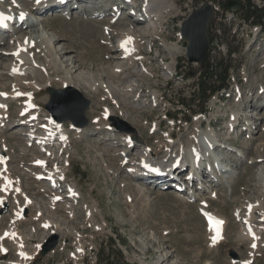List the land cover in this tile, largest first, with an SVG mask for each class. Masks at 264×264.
Here are the masks:
<instances>
[{"label":"rangeland","instance_id":"rangeland-1","mask_svg":"<svg viewBox=\"0 0 264 264\" xmlns=\"http://www.w3.org/2000/svg\"><path fill=\"white\" fill-rule=\"evenodd\" d=\"M15 1L13 4L19 8L28 7L27 0ZM173 1L178 8V15L161 24L163 33L160 36H142L144 33L138 31L144 23L119 19L120 24L111 23L115 32L109 36L113 34L116 38L113 41L110 37L111 43L108 46L102 44V41L100 43V39L103 40L100 25L109 26L110 17L100 19L90 12L64 16L61 12L49 11L50 14L46 12L43 15L44 20L35 22L34 27L45 35L56 60L62 64L59 70L51 75V84L47 86L61 88L59 77H67L81 91L79 92L90 100V107L85 113L88 119L87 128H82L86 130L80 132L84 137L79 139L77 134L70 130V146H67L62 154L48 157L50 164L63 166L66 181L76 186L79 198L74 200L73 206L66 205L67 199L72 202L69 198L50 204L48 197L43 193L48 196L59 193L44 191V184L41 185L33 179L31 173L37 172L38 169H33L31 162L35 157H43L44 152L30 146L24 139L19 140L23 138V133L17 131L21 134L19 138L15 137L13 131L15 133L16 129L0 128V147L4 152L2 158L6 159L8 168L7 173L5 171L3 174L9 175L12 182L24 188L25 195L34 198L36 202L35 206L26 208V215L23 216L26 220H18L14 227L18 237L24 238L26 251L33 253L29 264H104V258L108 254H111L113 264H142L140 261L151 264L162 260V264H239L246 260L250 264H264L263 234H260L255 248L248 239L238 241L236 237L238 232H242L239 220L245 217L248 205L251 203L256 206L259 201L264 207L263 106L257 110L249 108L240 112L241 121L230 136L225 125L233 107L241 111L247 95L253 93L254 97L256 94L260 96L256 91L260 86L264 87V31L257 25L244 21L240 15L223 10L215 13L209 33L211 45L205 64H215L220 58L227 59L231 74L230 88L226 93L214 95L204 103L196 87L197 74L203 68L197 63L185 61L187 42L177 37L181 21L185 18V6L191 8L201 0ZM254 2L259 5L263 3L262 0ZM6 5L10 6V3ZM125 28L138 32L134 35L138 37V43L142 47V54L141 49L138 54L141 60H134L133 67L119 73H128L130 78L138 79L136 88L130 92L131 96L128 98L123 92L126 80L111 73L118 60L108 58V47L117 45L121 36L117 32ZM173 42H179L183 46L182 54L177 57L175 64L171 56L162 49V45ZM228 50L233 53L228 54ZM160 58L165 61L162 67ZM8 60L9 57H5L1 62L8 64ZM140 63L144 65L146 72H141ZM167 65L170 69L166 68ZM12 81L11 78L2 77L1 91H10ZM89 83L99 87L96 93L89 90ZM101 83L109 86L116 98L102 96L104 92ZM236 83L240 87V93L235 89ZM67 85L73 86L69 83ZM154 92L158 94L157 101L148 98V95ZM182 97L192 103L190 109L178 106ZM24 99L20 98L19 104ZM115 99L119 104H115ZM128 99L139 101L133 103L134 106L142 108L141 111L128 107ZM34 100L41 108L38 110L40 119L44 120L47 114L44 108L48 100L47 89L41 90ZM262 101L264 102V98ZM17 103L12 102L9 106L8 122L19 118L18 110L21 104ZM104 108L113 113L112 117L125 121L126 125L132 128L130 136L137 143L127 148L128 155L125 158L119 156L125 149L119 143L131 130L128 131L127 126L123 124L114 127L112 121L104 119ZM177 109H182L183 113L176 115L174 110ZM252 112H256V115L251 114ZM124 113L126 114L123 116ZM169 115L176 117L167 119ZM100 120L108 122V126L116 130V137H111L113 132L106 130L104 126L100 129ZM248 120L250 126L247 131H243V127H248ZM212 121L216 122V125L210 128L208 122ZM63 125L65 129L70 128L69 123ZM195 126L200 132H211L215 139H219L220 144L241 147L238 149H242L244 154L242 161H229L232 168V173L227 175L229 182L209 186L208 189L212 188L215 193L214 199L210 198L209 192H205L198 199H189L185 194H178L172 189H160L140 182L139 185L144 188L148 197L139 193L136 196L134 184L137 181L128 169L137 166L135 158L141 156L144 146L156 152L161 143H168L167 133L171 131L174 133L172 139L183 143L189 138V129ZM20 131L28 132L26 129ZM224 140L228 141L227 144L223 143ZM230 156L233 158L234 154ZM156 157L161 159L163 156L158 153ZM29 169L33 171L30 172ZM203 190L205 191L204 188ZM183 197L186 198L184 202ZM18 200L21 203L22 196L18 197ZM201 201L208 204L206 209L226 220L225 236L216 247L210 245L205 222L198 212ZM92 207L97 210L92 211ZM11 209L8 207L6 213L0 216L1 237L11 225ZM253 211L251 223L255 226L261 210L256 208ZM46 223L50 225L51 230L58 232L60 240L53 251L40 257L39 251L34 253V248L45 237L46 229L43 226ZM3 243L9 251L3 254L2 261L5 262L1 264L15 261L18 258L15 253L16 245L11 240ZM77 249L82 253L76 255ZM229 250L237 253L238 262H231Z\"/></svg>","mask_w":264,"mask_h":264},{"label":"bare ground","instance_id":"bare-ground-1","mask_svg":"<svg viewBox=\"0 0 264 264\" xmlns=\"http://www.w3.org/2000/svg\"><path fill=\"white\" fill-rule=\"evenodd\" d=\"M6 1H8V0H0V8L8 10L12 14H16L17 18H20V13L23 12L25 15H24L22 22H25L26 26L24 29H21V31L17 32V34L15 33L16 35L15 34L12 35L13 41H12V44H10L11 48L9 47L6 49L5 48L0 49V64H1V66H0V79H2V77L3 78L8 77V78H11L13 80L12 84H11L10 91H8V92L7 91H1V89H0V93L6 94V95H0V127L5 126V124H6L5 122H6V119L8 117L7 111L9 109L10 104L12 102H15V101L18 102L21 96H26V99L23 102H20L21 107L18 110L20 115H22V113L24 111H33V110L37 111L38 106L36 105V102L34 101L35 96L41 90L47 88L48 87L47 84H51V81H52L51 75L56 73L62 65L61 63H59L56 60L55 54L51 48V45L48 43L47 38H45V35L43 36V34H41L40 30H36V28L34 27V25H35L34 22H32V21L29 22V16H31V15H36V17L31 16V18H35L34 21L43 18V17L38 16L39 14L38 15L34 14V11L35 12L41 11V7H39L40 5L37 4L36 2H34L35 0H32V1L27 0L28 7L25 9V8H19L18 6H16L15 4H13V1L9 2L10 6H5ZM40 1H45V0H40ZM52 1H55V0H52ZM147 3H148L150 8H149V13L145 14L146 17H140V16H136V14H133L131 16L128 15L127 17L122 18V20H131V21L134 20L137 22L141 21L142 24L147 23L146 26L142 25L141 30H139L138 32L144 33V35H142V36H145L146 34H150V37L153 38L155 36L156 37L160 36L163 33L162 29H161V24H163L164 21L166 22V20L169 18H175L178 15V8H176L173 0H147ZM47 14H49V13H47ZM112 21H113V18H112V16H110V25L109 26H107V24L100 25L101 31L103 33L102 34L103 40L101 38L100 43L102 41V44H104L106 46L110 45V43H111L110 39L111 38L113 41L116 38V37L114 38V36H113V34L115 32L114 31L115 27L111 25ZM114 22H115V24L116 23L120 24L119 19H117ZM27 29L29 31L30 30L31 31L27 32L28 31ZM128 29H130V28H128ZM128 29L125 28L124 30L122 29L121 31L117 32V34L119 33L121 35L119 37V39L117 38L118 39L117 45L108 47L109 48L108 58H110L112 60H114V59L118 60V64H116V66L114 67V70H112L111 73L115 77H120V79L126 80V86L123 88V92L127 98L131 96L130 92L132 90H134V88H136L138 79H136L134 77L130 78V76H127V75H129L128 73H124L125 76H123L124 74L122 75L119 73H123L125 70H127V68L133 67L134 66V60H137V61L141 60V57L138 56V54H140V49H141V54H142V47H141L140 43H138L139 42L137 40L138 37L135 36L136 35L135 33H138V32H136L135 29L134 30H128ZM22 30H23V32H22ZM88 32H90L89 29H88ZM111 33H113V34L109 36V34H111ZM126 37H131L132 40L129 43L122 46V41H124ZM177 37L180 38L179 32L177 33ZM4 40H5V37L0 36V43H3ZM162 47H163L162 49H164V52L168 53L171 56L172 61H174V64H175V60L177 59V57L182 54V47L183 46L180 45L179 42H173V43H170L168 45H162ZM148 48H150V47H148ZM117 51L119 54H117ZM5 57H9V60H8L9 63L8 64L7 63L4 64L3 61L1 62V59L5 58ZM117 66H119V67H117ZM160 66L161 67L164 66L163 63L160 64ZM14 68L17 69V71H13ZM166 68L170 69L168 67V65ZM140 70L143 73L146 72L144 65L142 63H140ZM59 80L61 82L62 87L68 86L67 84L69 83V85H73V86H68V87H73V88L78 90L77 86L74 85L67 77H59ZM75 82H77V81H75ZM101 85H102V89L104 92V94H102V96H105V97L107 96L110 98H111V96L115 97L112 89L109 86H107L103 83H101ZM87 86H88L89 90L93 93H96L97 90L99 89V87L96 84H90L89 83ZM62 87L59 89H62ZM262 90H264V87L260 86L258 91H256L257 93L261 92L260 93L261 99H260V96H257V94L254 97V94L251 93V95H249V96L247 95V98H245V100H244L245 104L242 105L243 108L241 111L238 108L235 109L234 107L231 109L232 111H230L228 119L225 123V125L227 126L226 128H227L228 133H230V132L233 133L235 131L236 127H238L239 122L241 120L240 116H241V113L243 112L244 109L246 110L249 108H253V110H257L258 108H260L262 106H263L262 108L264 109V102L262 101V99L264 98V91H262ZM18 91H20L19 94H17ZM78 91H80V90H78ZM148 98L153 99L154 101H157V99H158L157 92L151 93L150 95H148ZM114 102H115V104H119L118 100L116 102V99ZM133 102H139V101H136L134 99H132L130 101L128 99L127 106L130 108H134L133 109L134 111H137L138 109L141 111L142 108H140L139 106L138 107L134 106ZM145 105H146V102H145ZM251 106H253V107H251ZM239 108H240V106H239ZM112 114L113 113H111V111L108 108H104L102 115H103V118H105V116H110V115L112 116ZM125 114L126 113H124L123 116ZM251 114L256 115V112H252ZM12 123H14V125H12ZM8 124H9L8 125L9 129H16L15 133L13 131V134H15V137L19 138V134L23 133V135H22L23 138L19 139V140L24 139L27 141H33L36 139L47 138L46 136L50 134V133H46V135L40 136V134L35 132V130L33 132L32 131H29V132L20 131L21 129L26 128L27 126L34 125V123L32 125H30L27 122V119L17 118L16 120L9 122ZM54 124L55 125L51 126L50 129H51L52 133H57L58 138L57 139L55 138L53 141L50 140L49 142H50L51 146H53L55 148L65 149V148H67V146H70V144H69L70 141L68 140V133L70 130H73L75 132V134H77L79 139L84 137L83 134H81L80 132H82L86 129H78V128H72V127H70L69 129H65L62 124H59V123H54ZM119 124H122V123H119ZM214 124L216 125V122L215 123H213V121L208 122V126L210 128L211 127L213 128ZM247 124H248V127H246V126L243 127L244 130L246 129V131L248 130V128L250 126L249 120L247 121ZM99 125H100V129H101V126H104L105 128H109L108 127L109 124L106 121L103 122L102 120H100ZM15 127H17V128H15ZM39 127L42 128V127H44V125H40ZM128 129L130 130L132 128L129 127ZM111 130H113V129H111ZM189 130H190L189 131V138H187V140H185L183 143L180 142V140L177 141L176 139H172L174 133L171 131V132L167 133L168 143L165 145L161 143L159 145V148H158L159 150H157L156 152H153L152 149H149L147 146H144L141 156L139 158L138 157L135 158L136 165H138V163H140L142 160H144L145 162H149L147 164H151V165L157 167L158 169L165 167L166 165H168V166L173 165L176 167L175 170H177V169H180V167L183 165L184 159H186L188 157V159H190L192 161L196 156L197 157L199 156V159L202 161L201 162V165H202L203 162L205 161L204 159H206V156L208 155L207 154L208 151H210L212 149L213 145H216L217 140L214 139V136L212 135L211 132H208V131L200 132L196 126L191 127ZM17 131L21 132V133H18ZM130 133H132V130L127 132V134H125V136L122 138V142L119 143V145H121V146L123 145L125 147V149L119 153V156L126 157L128 155L127 148L130 147V145H135L137 143L136 140L132 139V136H130ZM114 136L115 135L112 134L111 137H114ZM59 137H61V138H59ZM115 140H116V138H114V141ZM238 148H241V147H235L234 145H231L230 148H227V149L226 148L218 149L217 154L215 152H213V154H212V157L214 158L213 161L211 158L207 159L209 162V165L211 166V169H212L211 172L213 173L214 177L216 178L213 181L208 180L207 181L208 184L204 183V186L207 188V191H208L209 186L212 185V183H215L214 184V186H215V185H220L225 181L229 182L230 179H227L228 178L227 175H228V173H232V171H231L232 168H230L231 164L229 161H232V159H235V160L239 159L240 161H242L243 156H244V154H242V151H241L242 149L240 150ZM193 149H195V152H193ZM0 152L3 153L2 148L0 149ZM158 153L161 156H163L161 159L156 157V154H158ZM230 154H234V157L232 158L230 156ZM34 160H36V158ZM177 161H179V163H177ZM191 165H192V167L194 166L193 161H192ZM29 171L32 172L33 169H29ZM128 172L133 173V174L139 173L141 175L147 174V173H145V171L143 169L139 168L138 166L129 167ZM167 172H170V170H167ZM6 173H7V171H6ZM109 173H110V171H109ZM165 177H166V175H165ZM231 177H232V175H231ZM7 178L11 182L7 186L8 189H12V190H15L16 188L20 189L19 192H17L15 190L16 191L15 194L17 195L15 197V199L16 200L18 199V195H22L23 198L26 197L24 194V188H22L21 186H19L17 184L12 185V181L9 179V177H7ZM139 182L143 183L140 180H138L137 183L134 184L136 186V187H134L136 189V193H134V194L137 196L139 193L141 196L148 197V194L146 193L144 188L141 185H139ZM38 183H40L42 185L45 182L41 180V181H38ZM40 187L43 188V186H40ZM228 187L230 188V186H228ZM226 189H228V188L226 187ZM43 190L44 191L49 190V188H46V189L43 188ZM66 192L67 193L60 196V199L62 198L60 201H64L66 197H69V199H72L73 203L67 199L66 205L73 206L74 200L77 198L76 196H78V194H79L76 186L75 185H69ZM209 193H210V198L214 199L215 193L213 192V189H211ZM198 194H200V192H196V190L193 192V196H196ZM43 195L45 197H47V195L45 193H43ZM53 196H55V195H52L51 197H53ZM51 197H49L48 200H49V202L53 203V200ZM2 199L6 201L5 197H3ZM185 199L186 198L183 197L182 201L184 202ZM34 202H35L34 198L28 200V202L25 204L22 202L19 206V209L21 207H26L29 204H30V206H35L36 202L35 203ZM250 205H251V209L248 208L246 217L243 220V222L246 221L247 223H246L244 229L242 230V232L237 233L236 237H237L238 241H240V240L244 241V240H247V238H253L250 241L252 243V242H255L256 239H259V234L261 232H263V230H264V207H263L262 203L259 201H258L256 206H254L251 203H250ZM205 206H207V204L202 203L201 205H199L198 208L202 209V207H203V209H204ZM0 208H1V206H0ZM256 208L261 210L260 217L257 220V222L255 223V226L252 227L249 224H251V221L253 218L252 217V214L254 212L253 210H255ZM19 209H18V211H19ZM96 210H97L96 207H94V209L92 207V211H96ZM37 212L40 213L41 211L37 210ZM220 218L222 220L223 231L221 233V236L217 238L215 243H213V241H212L214 230L212 228H210L208 225H206V227H205L209 242L211 241L210 245L213 247L218 246L225 236L226 220L224 217L220 216ZM16 220H17V218H15V217L10 218L11 225L7 229L8 233H15L14 227H15V224L17 223ZM18 220H26V218L24 219L23 217H20ZM52 232L55 233L54 230L47 228L44 232L45 233L44 236L46 237L48 234H50ZM1 239L11 240L16 245V254H18V261H15L14 263H13V261H8L7 264H26V259L19 255V253L21 251L26 253L27 257L31 258L30 254H33V253L29 254L28 252L24 251V238L23 237H21V236L18 237V235L15 233V236L3 235V237H1ZM38 247L39 246L36 247V250ZM4 248H5V245L1 244L0 245V251L1 252L4 251L3 250ZM251 252H252V250L250 251V253ZM3 257H4V255H1V253H0V264H1V262H5V261H2V260H4ZM29 258H27V259H29ZM246 261L248 262V260H246ZM246 261L240 262L239 264H245ZM140 262L142 264H145L143 261H140ZM162 263H163V260L161 262H158V263L153 262L151 264H162ZM205 264H209V263L205 262Z\"/></svg>","mask_w":264,"mask_h":264},{"label":"water","instance_id":"water-1","mask_svg":"<svg viewBox=\"0 0 264 264\" xmlns=\"http://www.w3.org/2000/svg\"><path fill=\"white\" fill-rule=\"evenodd\" d=\"M229 10H238L240 5L237 1L227 2ZM213 10L210 5L194 11L181 26L182 37L187 41L186 60L188 62H197L203 67L206 63L208 50L210 46L209 30L213 17ZM49 100L45 104L46 111L57 122H70L74 127L83 128L87 126L88 120L85 117V111L90 105V101L73 87L56 89L48 87ZM113 125L127 123L117 117L110 119ZM132 130V129H130ZM59 235L51 234L41 245L40 255L45 256L54 249L59 241ZM229 256L237 259L238 256L233 250H229Z\"/></svg>","mask_w":264,"mask_h":264},{"label":"trees","instance_id":"trees-1","mask_svg":"<svg viewBox=\"0 0 264 264\" xmlns=\"http://www.w3.org/2000/svg\"><path fill=\"white\" fill-rule=\"evenodd\" d=\"M264 4V0H263ZM241 18L244 21H249L253 24H259L264 30V7L253 9L250 6L241 13ZM232 50H228V54H232ZM230 66L227 59L220 58L215 64H206L205 67L198 72L196 83L198 94L202 102H207L211 97L219 94L222 90L228 89L230 84ZM179 105L183 108L190 109L192 103H188L184 97L180 99ZM182 113V110H177V114ZM111 254L104 258V264H113ZM116 264V263H115ZM119 264V263H118ZM120 264H127L121 262Z\"/></svg>","mask_w":264,"mask_h":264},{"label":"snow or ice","instance_id":"snow-or-ice-1","mask_svg":"<svg viewBox=\"0 0 264 264\" xmlns=\"http://www.w3.org/2000/svg\"><path fill=\"white\" fill-rule=\"evenodd\" d=\"M35 2H36L37 4H39V3H40V0H35ZM13 3H15V0H13ZM24 15H25V14H24L23 12H21V13H20V18L23 19V18H24ZM0 17H3V13H0ZM131 40H132L131 37H126L125 40L122 41V46H124L125 44L129 43ZM13 71H17V69L14 68ZM262 91H264V90H262ZM17 94H19V93H17ZM0 95H6V94H5V93H0ZM193 152H195V149H193ZM197 158H198V157H197ZM37 163L43 164L44 162H43V161H37ZM177 163H179V161H177ZM145 166L147 167V165H145ZM153 170H158V169H153ZM4 181H5V188H6L11 182L8 180V178H7L6 176L4 177ZM15 190H16L17 192L20 191L19 188H16ZM55 199H60V197H55ZM248 208L251 209V205H248ZM216 223H217V224H220V223H222V222H221V221H216ZM4 235H5V236H8V235L15 236V233H8V232H5ZM216 240H217V236H213V237H212V241H213V243H215ZM252 247L255 248L256 245L253 244ZM19 255H20L21 257H24L25 259L29 258V257H27L26 253H24L23 251H21V252L19 253ZM245 264H250V262H247V261H246Z\"/></svg>","mask_w":264,"mask_h":264}]
</instances>
